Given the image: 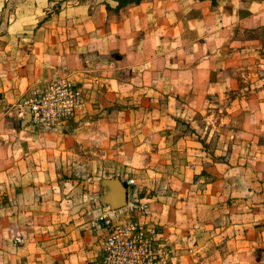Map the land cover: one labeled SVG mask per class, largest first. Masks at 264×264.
Wrapping results in <instances>:
<instances>
[{
	"label": "crops",
	"instance_id": "crops-1",
	"mask_svg": "<svg viewBox=\"0 0 264 264\" xmlns=\"http://www.w3.org/2000/svg\"><path fill=\"white\" fill-rule=\"evenodd\" d=\"M56 76L73 116L28 121ZM118 174L163 264H264V0H0V264H101Z\"/></svg>",
	"mask_w": 264,
	"mask_h": 264
},
{
	"label": "built area",
	"instance_id": "built-area-1",
	"mask_svg": "<svg viewBox=\"0 0 264 264\" xmlns=\"http://www.w3.org/2000/svg\"><path fill=\"white\" fill-rule=\"evenodd\" d=\"M82 91L67 76H56L41 86L31 90L24 100L27 120L35 124L52 125L64 122L74 114L81 101ZM133 179H129L132 183ZM101 219V218H100ZM107 225L110 219L102 218ZM92 226L98 225L93 220ZM113 229L102 243L101 264H163L165 260L158 258L152 247L151 237H143L142 231L133 233L134 223ZM154 231V228L148 229ZM148 232V233H150ZM20 243L22 238L15 237Z\"/></svg>",
	"mask_w": 264,
	"mask_h": 264
},
{
	"label": "rangeland",
	"instance_id": "rangeland-1",
	"mask_svg": "<svg viewBox=\"0 0 264 264\" xmlns=\"http://www.w3.org/2000/svg\"><path fill=\"white\" fill-rule=\"evenodd\" d=\"M72 82L74 83L75 86L80 87L74 81H72ZM80 89L82 91L81 87H80ZM81 99H82V97H81ZM75 111H76V109H75ZM72 116H70V117H72ZM70 117H68L66 120H68ZM61 123H63V122H61ZM52 125H54V124H52ZM118 173L121 174V172L119 170H118ZM120 174L111 177L110 183L107 184V186L109 187V189L111 191V192H109V194H111V196L109 198H108V196L104 197L103 202L106 204H109L110 206H112L114 208H120L122 206H125L126 209L123 213L124 216L111 217L107 211L103 210L98 216L94 217L93 220L98 221V223H100V222L102 223L103 222V220H102L103 216H106L110 219V221H111L109 224L110 227L108 228L106 235L104 236V239L106 236L109 235V233H111L113 231L114 227L118 228L117 225H119L121 227V226H123V224L128 225L130 223H134L135 230L133 233H138V232L142 231L141 236L151 237V242H152L151 249L153 248L157 257L161 258L162 260H165L164 263H166L170 257V253H171L170 249L167 247L166 248L161 247L160 252L156 251L157 250L156 249V229H155V226L153 225L154 223L152 224L151 219L148 217L149 215H151V208H150V204H149V202H150L149 198H151V196H152L150 194L151 191L145 192L144 188H140L137 185L136 181L131 176H126V177L123 176L121 178ZM129 179H133L132 183H129ZM118 182H122V183H124V185H128V186H126V203L124 205H121V206L115 205L116 199L118 197ZM106 199H108V200H106ZM109 200H110V203H108ZM147 217H148V219H147ZM149 228L150 229L154 228V231L150 232V230H148ZM148 232H150V233H148Z\"/></svg>",
	"mask_w": 264,
	"mask_h": 264
},
{
	"label": "water",
	"instance_id": "water-1",
	"mask_svg": "<svg viewBox=\"0 0 264 264\" xmlns=\"http://www.w3.org/2000/svg\"><path fill=\"white\" fill-rule=\"evenodd\" d=\"M126 203V186L122 182H118V197L116 199V206H121Z\"/></svg>",
	"mask_w": 264,
	"mask_h": 264
},
{
	"label": "trees",
	"instance_id": "trees-1",
	"mask_svg": "<svg viewBox=\"0 0 264 264\" xmlns=\"http://www.w3.org/2000/svg\"><path fill=\"white\" fill-rule=\"evenodd\" d=\"M126 1H132V2H134V3H137V2H139L140 0H122V2H126Z\"/></svg>",
	"mask_w": 264,
	"mask_h": 264
}]
</instances>
